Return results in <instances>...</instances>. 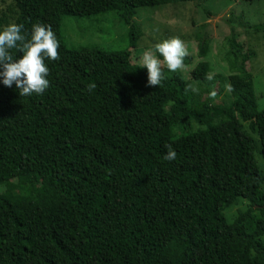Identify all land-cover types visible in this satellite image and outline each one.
I'll list each match as a JSON object with an SVG mask.
<instances>
[{
  "label": "trees",
  "instance_id": "trees-1",
  "mask_svg": "<svg viewBox=\"0 0 264 264\" xmlns=\"http://www.w3.org/2000/svg\"><path fill=\"white\" fill-rule=\"evenodd\" d=\"M174 1L197 0H13L22 35L50 24L60 59L45 60L41 95L21 97L0 77V264H264V109L251 73L229 75L232 101L212 105L164 68L161 85L146 86L147 68L131 61L136 9ZM108 11L128 26L127 47L67 44L64 17ZM209 71L199 61L191 79ZM238 199L248 206L228 219Z\"/></svg>",
  "mask_w": 264,
  "mask_h": 264
},
{
  "label": "rangeland",
  "instance_id": "rangeland-1",
  "mask_svg": "<svg viewBox=\"0 0 264 264\" xmlns=\"http://www.w3.org/2000/svg\"><path fill=\"white\" fill-rule=\"evenodd\" d=\"M13 0H0V17L5 14L7 22L14 21ZM133 21L141 28L142 35L131 50V61L140 64L145 51L155 52V44L171 37H180L189 55L184 58L185 70L169 71L177 74L188 84L199 89V93L189 91L192 101H205L210 104H229L233 97L226 91L228 77L246 70L253 78V88L258 110L264 109V33L251 26L264 23V0H197L174 1L157 6L136 9ZM4 25V26H5ZM3 26V27H4ZM128 26L118 17L116 11H108L89 18L66 16L61 22L63 36L69 46H96L106 50L123 49L128 43ZM204 55L201 56V50ZM157 57L163 60L159 53ZM208 61L212 80L195 81L190 72L199 61ZM215 89L217 95L210 98ZM217 120V119H216ZM199 125L193 122V128ZM242 128L258 141V135L251 132L247 122ZM179 132L180 126L174 127ZM257 162L263 171L264 161L257 153ZM12 182L18 183L14 178ZM264 188V184L263 187ZM4 186L0 185V193ZM245 199L228 206L224 213L233 219L239 209H245Z\"/></svg>",
  "mask_w": 264,
  "mask_h": 264
},
{
  "label": "clouds",
  "instance_id": "clouds-1",
  "mask_svg": "<svg viewBox=\"0 0 264 264\" xmlns=\"http://www.w3.org/2000/svg\"><path fill=\"white\" fill-rule=\"evenodd\" d=\"M23 25L9 23L0 31V77L7 87L15 84L21 97L33 94L41 95L49 87L50 81L47 79L49 68L45 60L57 61L60 59L58 49L60 43L50 24L34 23L30 38L22 35ZM22 51L21 58L14 59L10 54V49ZM155 53H159L163 60L159 59ZM189 55L184 41L178 36H171L162 42L155 44V52L145 51L140 57V66L148 70L146 86H160L165 79L163 68L176 72L185 70L184 58ZM207 80H212V75H206ZM96 88L95 83H89L87 90L92 92ZM233 89L231 85L226 87L227 92ZM185 91L199 93V89L191 84L185 85ZM217 95L213 89L209 96L215 98ZM167 152L165 160L172 161L177 158V151L171 144L165 145Z\"/></svg>",
  "mask_w": 264,
  "mask_h": 264
}]
</instances>
